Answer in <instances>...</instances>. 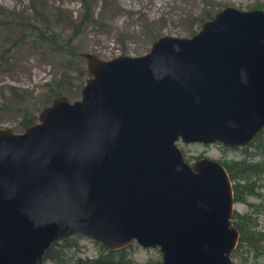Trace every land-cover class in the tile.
Segmentation results:
<instances>
[{
    "label": "water",
    "instance_id": "1",
    "mask_svg": "<svg viewBox=\"0 0 264 264\" xmlns=\"http://www.w3.org/2000/svg\"><path fill=\"white\" fill-rule=\"evenodd\" d=\"M84 57L78 99L0 127V264H38L74 234L158 247L161 264H233L232 181L177 140L239 147L264 128V11L227 6L144 54Z\"/></svg>",
    "mask_w": 264,
    "mask_h": 264
},
{
    "label": "rangeland",
    "instance_id": "2",
    "mask_svg": "<svg viewBox=\"0 0 264 264\" xmlns=\"http://www.w3.org/2000/svg\"><path fill=\"white\" fill-rule=\"evenodd\" d=\"M84 2L96 23L101 24L77 31L72 24L56 22L58 10L76 21L86 9ZM258 5L264 8V0H0V13H3L0 18L10 23L7 28L0 27V127L21 132L24 118L32 115L36 122L38 111L51 102V89L58 79L71 83L72 89L80 85L78 93L69 97L78 99L88 77L80 80L77 71L78 67H86L85 53L102 59L141 55L159 36H192L202 22L224 6L248 9ZM32 25L41 31L47 28V32L63 40L68 38L76 55L55 62L58 58L55 53L43 51L42 46L34 48L30 40L22 38L32 37ZM52 46L55 51L61 48L57 44ZM12 91L20 96H11ZM205 144L177 140V145L185 148L189 158L204 153L220 163L246 159L264 166V153L247 157L241 146L225 147L219 142ZM249 178L255 181L256 194L247 196L245 202H235L233 211L248 213L254 221V229L264 234V171L250 174ZM79 247L78 254L83 258L105 254L98 242L84 236L79 239ZM230 256L233 264H264V248L258 254L241 250ZM112 257L113 260L130 257L138 263H148L160 259L161 252L158 247L144 248L132 241L124 253H115ZM45 264L54 263L46 261Z\"/></svg>",
    "mask_w": 264,
    "mask_h": 264
},
{
    "label": "trees",
    "instance_id": "3",
    "mask_svg": "<svg viewBox=\"0 0 264 264\" xmlns=\"http://www.w3.org/2000/svg\"><path fill=\"white\" fill-rule=\"evenodd\" d=\"M85 7V11L79 16L76 21H73L70 15L64 14L61 10H58L55 20L57 23L66 22L69 25L72 24L77 31H82L89 26H96L98 24H101L100 21L96 23V18H93V15L89 11L87 3L85 4ZM2 14L3 13H0L1 16ZM45 21L47 22L46 18ZM9 25L10 23L4 21V18H0V27L7 28ZM32 29L34 31L32 37L30 35H27L23 36L22 38H24L25 40H30L31 45L36 49L39 48V46H42L43 51L47 50L49 53H55L58 56L55 62L59 59L62 60L64 57L68 58V56L76 55V52L70 46V40L68 38L67 40H63L58 35H54L50 31L47 32V28L46 30L41 31L34 25H32ZM53 44H57V46L63 48V50L67 52H61V48H59V51H55L56 49L52 46ZM66 47L67 49H65ZM77 71L78 78L80 80L84 76L88 75L86 67H78ZM53 87L54 88L51 89V98L55 97L56 95H66L68 98H72L78 93L80 85H78L76 89H72L71 83H68L63 79H58L55 81ZM11 96L19 97L20 94L14 93L12 91ZM33 118L34 116L32 115L28 118H24V120H22L21 122L23 127L25 128L26 126L34 123ZM251 143L256 144L257 152H259L260 154L264 153V128L256 133L252 141H250L246 145L241 146L245 154L244 156L251 152L248 148L249 144ZM222 164L227 170L229 178L232 181L234 202H245L247 196L256 194L255 181L251 180V178H249V175L253 173L257 175L259 174V172L264 171V166L260 162H250L246 159H243L241 161H225L222 162ZM231 223L239 232V238L235 248L232 251L233 253L243 250L245 252L252 251L253 253L258 254L263 250L264 234L254 229V221L251 220V218L248 216V213L241 214L237 211H233ZM81 237L83 236L74 234L53 242L52 245L45 251L42 261L38 264H45L46 261H50L54 264H140L131 260L130 257H122L116 260L112 259V255H114L115 253H124L125 249L131 246V243L119 249H109L101 243H98L99 247L103 252H105V254H100L99 256L94 258H83L78 254L80 248L79 239Z\"/></svg>",
    "mask_w": 264,
    "mask_h": 264
},
{
    "label": "flooded vegetation",
    "instance_id": "4",
    "mask_svg": "<svg viewBox=\"0 0 264 264\" xmlns=\"http://www.w3.org/2000/svg\"><path fill=\"white\" fill-rule=\"evenodd\" d=\"M224 7H227V6H224ZM223 7V8H224ZM232 7H234V6H232ZM222 8V9H223ZM237 8V7H236ZM238 9H240V8H238ZM251 9H260V10H263L264 11V8L260 5H258V6H249L248 7V9H241V10H251ZM221 10V9H220ZM219 11V10H218ZM215 15V14H214ZM213 15V16H214ZM208 16V15H207ZM212 16V17H213ZM212 17H209L208 19H211ZM207 19V20H208ZM203 23V22H202ZM214 143V142H213ZM208 144V143H207ZM207 144H205V145H207ZM210 144V143H209ZM179 148L181 149V152H182V155H183V159L187 162V163H189V165L190 166H193V164H194V162L197 160V159H199V158H201V157H208V156H206V155H204V153H200V154H198V155H196V156H192L191 158H189L188 157V154H186V152H185V148H183L182 146H179ZM234 148H236V147H234ZM248 148H249V151H251V152H249L246 156L248 157V156H251V155H259L260 153L259 152H257V147H256V144L255 143H251V144H249V146H248ZM209 158V157H208ZM252 162H254V161H252ZM236 211V210H235ZM132 243V242H131ZM131 260H133V258H131ZM134 261V260H133ZM134 262H136V261H134ZM136 263H138V262H136ZM157 263H159V264H161V258L160 259H156L155 261H151V262H148V263H140V264H157Z\"/></svg>",
    "mask_w": 264,
    "mask_h": 264
}]
</instances>
